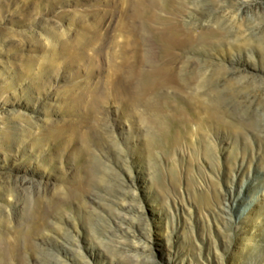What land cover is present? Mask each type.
<instances>
[{
    "label": "rangeland",
    "instance_id": "obj_1",
    "mask_svg": "<svg viewBox=\"0 0 264 264\" xmlns=\"http://www.w3.org/2000/svg\"><path fill=\"white\" fill-rule=\"evenodd\" d=\"M0 264H264V0H0Z\"/></svg>",
    "mask_w": 264,
    "mask_h": 264
},
{
    "label": "bare ground",
    "instance_id": "obj_2",
    "mask_svg": "<svg viewBox=\"0 0 264 264\" xmlns=\"http://www.w3.org/2000/svg\"><path fill=\"white\" fill-rule=\"evenodd\" d=\"M99 27H100V26H99ZM99 27H98L96 33H98V31H100V28H99ZM146 27H147V26H144L143 28L145 29ZM100 33L103 34V33H104V30H102ZM104 34H105V33H104ZM89 42H93V41L90 39ZM213 112L215 113L216 116L221 117V115L218 114L217 110H213ZM222 118H223V117H222ZM259 121H260V120H256V122H255L254 119H251V120L249 121V124H250V125H253V124H255V123L258 124Z\"/></svg>",
    "mask_w": 264,
    "mask_h": 264
}]
</instances>
